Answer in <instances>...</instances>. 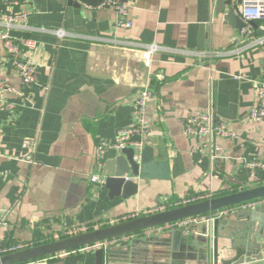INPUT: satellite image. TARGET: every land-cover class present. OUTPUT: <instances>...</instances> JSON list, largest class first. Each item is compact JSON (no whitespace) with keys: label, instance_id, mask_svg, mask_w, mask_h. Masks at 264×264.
<instances>
[{"label":"crops","instance_id":"1","mask_svg":"<svg viewBox=\"0 0 264 264\" xmlns=\"http://www.w3.org/2000/svg\"><path fill=\"white\" fill-rule=\"evenodd\" d=\"M102 1L23 4L25 35L38 42L29 56L36 65L30 84L21 82L0 40V81L18 92H0V100L12 105L0 110V245H35L62 231L105 226L196 195L264 183V168L247 166L264 163V122L248 119L255 102L253 82L264 79L260 49L199 63L188 53L234 48L241 37L219 16L208 29V48L199 49L197 0H118L128 7L127 29L116 26L115 10L100 6ZM0 11H5L2 4ZM150 46L156 49L150 52ZM146 85L153 97L145 146L151 147L152 159L168 165L169 177L129 175L138 184L135 195L110 198L104 182L90 177L100 175L106 160L117 155L114 140L132 123L131 99ZM209 89L217 114L237 134L217 139L220 151L214 160L201 148V139L182 132L189 115L205 110ZM30 136L37 137L31 163L22 147ZM238 209L221 210L224 219ZM163 232L136 236L148 239ZM225 233L221 230V246L230 241ZM94 253L78 249L26 263L95 264Z\"/></svg>","mask_w":264,"mask_h":264},{"label":"water","instance_id":"2","mask_svg":"<svg viewBox=\"0 0 264 264\" xmlns=\"http://www.w3.org/2000/svg\"><path fill=\"white\" fill-rule=\"evenodd\" d=\"M79 1L97 5L101 0ZM196 2L199 49L208 48V29L219 16L224 24L237 30L242 37L245 23L236 15L237 4L241 0H237L235 6H231L229 0H212L211 5L210 0ZM260 51L263 54L260 64L264 66V50ZM101 175L109 190V197L121 196L123 199L137 192L138 184L129 175L141 179L169 177L168 165L152 159L150 146H144L139 162L134 159L133 147L117 151L116 156L106 160ZM262 199L264 183L30 245L0 255V264L26 263L110 239H117L119 242L106 249H96L95 264H104V258L107 264H264V205L254 209L240 208L243 204ZM236 207L239 208L238 211L229 215L228 219H224L225 215H222L212 221L189 225L188 229L194 231V234L188 236L183 234L184 227L164 231L148 239L136 236V233L148 229ZM233 215L238 217L236 222L229 220ZM221 230L226 231L223 236L230 240L224 246L219 243Z\"/></svg>","mask_w":264,"mask_h":264},{"label":"built area","instance_id":"3","mask_svg":"<svg viewBox=\"0 0 264 264\" xmlns=\"http://www.w3.org/2000/svg\"><path fill=\"white\" fill-rule=\"evenodd\" d=\"M32 1L33 0H0V4L5 7V11H0V40L4 50L10 56L11 63L15 68L17 75L24 84H30L35 79L36 65L29 59V56H32L38 48V42L35 39L25 35V32L28 29V11L22 6L24 3L28 4ZM229 2L231 6H235L237 0H229ZM211 4H213L212 0H210V5ZM100 6H109L115 10L117 15L115 24L117 27L122 29L131 27V22L127 18L129 13L126 4L120 3L118 0H103ZM236 15L241 22L245 23V27L242 29L241 42L238 46L220 50L210 49L204 51H192L189 52L188 55L196 58L199 63H203L214 58L238 55L253 47L264 50V0H241V2L237 4ZM253 22H260V24L254 27ZM258 31H260V33H258ZM56 34L58 36L61 35V31H56ZM155 49L156 48L153 46L149 47L150 52L154 51ZM235 78H237V76H235ZM253 87L255 102L254 106L248 113V119L251 122L263 123L264 79L255 80L253 82ZM0 92L18 94L16 88L5 81H0ZM211 93L212 91L209 89V97L205 110L189 115L184 122L182 132L188 137L201 139V148L206 152V154L209 155L211 160H214L217 158L218 152L220 151V146L216 142L217 139H235L237 134L229 126L228 122L217 114ZM152 97V89L150 86L146 85L131 99L132 123L128 127L118 131L113 144L117 151H121L126 147H133L134 159L138 162L140 161L141 151L147 144V137L149 136L151 130L148 103ZM11 107L12 105L6 103L5 100H0V110L10 109ZM134 138H138V140H134ZM36 144V136L25 137L22 140V147L27 151L25 159L29 163L32 162V155L35 151ZM105 147L106 144H103L99 147V150L96 153L97 159ZM97 163L98 166H103L102 163L99 164L98 161ZM247 166L251 169H261L264 168V163L260 160H256L248 162ZM127 178L128 177H126V179ZM90 180L96 183H103L104 177L101 174H94L90 177ZM208 197L211 196L196 195L190 199L169 204V206H179ZM262 205H264V199L243 204L240 206V208L254 209ZM169 206L161 207L160 209L163 210L170 208ZM224 214H226L225 211L220 210L212 215H197L191 218L148 229L147 232L153 229H155L156 232H160L172 230L178 227H184L185 229L183 230V234L188 236L194 234V231L188 229L189 225L212 221ZM262 236L264 237V226L262 229ZM118 242L119 240L117 239H110L88 245L81 249H106L111 244ZM25 247L27 246L23 244L0 245V255L14 252Z\"/></svg>","mask_w":264,"mask_h":264},{"label":"rangeland","instance_id":"4","mask_svg":"<svg viewBox=\"0 0 264 264\" xmlns=\"http://www.w3.org/2000/svg\"><path fill=\"white\" fill-rule=\"evenodd\" d=\"M205 199V198H204ZM198 201V200H197ZM135 217V216H134ZM137 217V216H136ZM89 230V229H88ZM79 232H82V230L81 231H77V232H75V231H73V232H67V231H62V232H60L59 234H57L55 237H53V236H50L49 238H47L48 236H46V238H44L43 240H41L39 243H42L43 241H49V240H51V239H58V238H61V237H64V236H68V235H72V234H75V233H79Z\"/></svg>","mask_w":264,"mask_h":264},{"label":"trees","instance_id":"5","mask_svg":"<svg viewBox=\"0 0 264 264\" xmlns=\"http://www.w3.org/2000/svg\"><path fill=\"white\" fill-rule=\"evenodd\" d=\"M207 215V214H206ZM51 240H53V239H51ZM43 242H45V241H43Z\"/></svg>","mask_w":264,"mask_h":264},{"label":"bare ground","instance_id":"6","mask_svg":"<svg viewBox=\"0 0 264 264\" xmlns=\"http://www.w3.org/2000/svg\"><path fill=\"white\" fill-rule=\"evenodd\" d=\"M147 231V230H146Z\"/></svg>","mask_w":264,"mask_h":264}]
</instances>
